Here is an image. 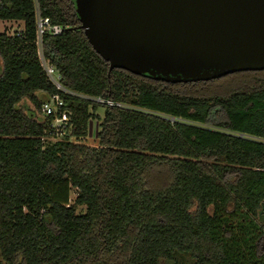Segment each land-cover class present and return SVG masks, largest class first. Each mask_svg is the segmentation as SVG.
Listing matches in <instances>:
<instances>
[{
	"label": "trees",
	"instance_id": "obj_1",
	"mask_svg": "<svg viewBox=\"0 0 264 264\" xmlns=\"http://www.w3.org/2000/svg\"><path fill=\"white\" fill-rule=\"evenodd\" d=\"M36 9L64 27L41 51L74 94L40 65ZM4 20L23 29L0 31V264H264V70L185 83L109 71L74 0H0ZM237 74L252 85L205 91ZM57 92L68 119L45 141L41 105Z\"/></svg>",
	"mask_w": 264,
	"mask_h": 264
},
{
	"label": "water",
	"instance_id": "obj_2",
	"mask_svg": "<svg viewBox=\"0 0 264 264\" xmlns=\"http://www.w3.org/2000/svg\"><path fill=\"white\" fill-rule=\"evenodd\" d=\"M91 48L166 82L264 70V0H74Z\"/></svg>",
	"mask_w": 264,
	"mask_h": 264
},
{
	"label": "built area",
	"instance_id": "obj_3",
	"mask_svg": "<svg viewBox=\"0 0 264 264\" xmlns=\"http://www.w3.org/2000/svg\"><path fill=\"white\" fill-rule=\"evenodd\" d=\"M22 29L16 30L10 35H19ZM35 29H36V45L38 48V58H39L40 65L46 77L50 80V82L53 84V86L55 87L57 91H61L63 93L74 94L66 90L62 86L60 74L58 73L56 68L53 65L49 64V62L43 57V54L41 51V42H42L43 36L45 34H50L53 36L59 35L63 32L64 27L60 24L52 23L48 18L41 16L38 9H36ZM90 99L97 103L106 104L109 106H120V104L114 103L113 101L102 98V97H96V98H90ZM63 107H64V101L58 92L51 94L43 101L41 105L42 114L46 117L51 116V115L54 116V118L52 119V121L49 123V126H48L49 135H52V130L55 132H58L60 135L63 134V132L61 131V128H58L57 130L56 126L53 123L54 120H59L61 118L67 121L66 119L68 118L66 116V111L61 110V108Z\"/></svg>",
	"mask_w": 264,
	"mask_h": 264
},
{
	"label": "rangeland",
	"instance_id": "obj_4",
	"mask_svg": "<svg viewBox=\"0 0 264 264\" xmlns=\"http://www.w3.org/2000/svg\"><path fill=\"white\" fill-rule=\"evenodd\" d=\"M23 28V22L22 21H17V20H4L0 21V31H5L7 34H12L16 30H20ZM2 67V62L0 59V68ZM257 77H264V74L257 75ZM246 74H237L236 76L224 78L221 81L211 83L207 86H205V91L206 92H217L219 94H226L228 91L231 90H240L244 89L248 86H251V84H248ZM104 112V109L102 107H99L97 109V113L102 117ZM67 120V119H66ZM67 121L64 119H59V120H54V125L56 126V129L60 128V125L62 126L65 124ZM99 130V121L98 120H91L89 123V134L88 137L85 140V143L88 145H97V131ZM61 135L58 132H54L52 135H47L44 140L45 141H55L60 137ZM77 194L76 189H71L70 192V203L74 204V199ZM78 211H85V207L80 206L77 207ZM179 261L182 262L183 264H193V260L188 256V255H180L179 256Z\"/></svg>",
	"mask_w": 264,
	"mask_h": 264
}]
</instances>
